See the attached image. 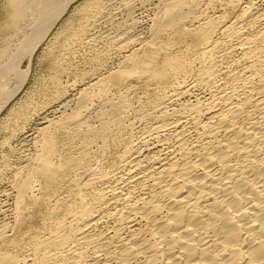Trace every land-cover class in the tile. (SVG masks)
I'll return each mask as SVG.
<instances>
[{"label":"bare ground","instance_id":"obj_1","mask_svg":"<svg viewBox=\"0 0 264 264\" xmlns=\"http://www.w3.org/2000/svg\"><path fill=\"white\" fill-rule=\"evenodd\" d=\"M73 1L1 0L0 113L23 88L33 55ZM101 1L86 5L84 12L98 14ZM161 1L163 9L145 47L126 56L127 66L106 79L99 77L81 93L84 101L101 95L110 81L119 84L137 75L170 83L171 91L144 112L151 120L144 136L122 151L114 171L90 175L84 183L73 181L61 217L40 227L41 236L26 245L25 252L0 249V264H264V0ZM203 5H218L223 13L215 22L209 17L186 30L184 24L195 19ZM186 42L183 52L168 53ZM110 109L118 112V107ZM102 111L97 130L81 129L86 121L78 110L54 125L75 126L73 135L81 147L76 157L62 153L60 140L48 126L37 131L33 166L12 179L18 203L36 179L49 184L60 169H82L86 151L111 140V130L120 129L119 115ZM2 229L0 238L7 228Z\"/></svg>","mask_w":264,"mask_h":264},{"label":"rangeland","instance_id":"obj_2","mask_svg":"<svg viewBox=\"0 0 264 264\" xmlns=\"http://www.w3.org/2000/svg\"><path fill=\"white\" fill-rule=\"evenodd\" d=\"M94 1L95 0L73 1V3L69 6L67 11L65 12V14L52 28L50 34H48V36L44 39V41L41 43V45L38 47L35 54L33 55L29 65L28 78L23 88L13 98V100L9 102V104L5 107V109L0 113V212H1L0 230L2 229L1 227H5L3 229L6 228L8 229V227H10L8 230L7 229L4 230L3 237L6 236L7 238L6 237H4V239L3 237L0 238V241L4 240L3 242L5 243V247H0V249L5 248V250L11 253H19L20 251H22V249L24 251L20 253L25 252V250L27 249L26 245H29L36 238L41 236L42 234L41 232L44 226L48 227L50 225L49 223L53 221L54 217L55 218L61 217L63 213V210L61 208L64 209V203H65L64 201L67 198V191H68L66 189H68L69 186H73L74 185L73 183L78 181L80 183L86 182L89 179L90 175H99L110 171L112 172L116 169L120 157L124 154L127 147H129V145H132V143L136 144V141H138L141 137L144 136L143 135L144 132L146 131L147 127H149L150 125L151 120L148 118H144V116L146 115L145 111L151 105L153 106L155 101H157L158 97H160L163 93L168 91L167 93H165L167 95L172 89L169 88L170 83L166 84V82H160V83L154 82L150 80L146 75H142V76L137 75L135 77L133 76L132 78L129 77L127 81L125 82L123 81L119 84H115L113 81H110L111 83L109 82L108 84L110 86L109 87L107 86L108 89L106 87V89L101 92V95L100 93L99 94L95 93L93 97L91 96L90 98L85 99L84 101L81 100L82 98L81 93L84 91V89L94 84L93 82L97 80H101L100 79L101 77L103 79L105 78V76L108 78L111 74L117 72L116 69L120 70L125 66H127L125 63V59L127 58L126 56L128 54L130 55L133 52V50L134 52L135 50L138 51V49L141 48L140 46H142V48L145 47V44L152 37V32L155 24L154 20H156V18L158 17L156 14L158 13L159 15L160 11H162L164 6L162 5L163 2L161 0L160 1L159 0H131V1L103 0L104 2L101 1V5H100L101 6L100 11L102 10L101 13L100 11L98 14L90 13L89 11H87L88 13H85L83 9L87 7L86 5L88 4L91 5L90 3H93ZM123 1L124 4H126V2H129L126 4V6L129 4L128 5L130 8L129 10L133 8L134 11L133 10L129 11L123 4ZM132 1H134V3ZM0 4H1V0H0ZM199 7L200 9L198 8V11H196L197 14L194 17L195 19L188 21L189 24L188 22L184 24V28L186 30L196 29L194 26H201L202 23L208 21L207 18L209 17H210L209 21L215 22L217 18L223 13L222 10H219L220 8L218 7V5H217L218 8L216 7V5L211 8H206L205 5ZM205 10L207 11V14ZM201 11L203 14L201 13ZM89 13L92 15H88ZM130 13L132 16L130 15ZM210 13L212 14V16ZM86 14L88 16H86ZM204 14H206L207 16L205 15L206 16L205 17ZM131 17H133L132 18L133 20L129 19ZM214 17L216 18V20H214L215 19ZM198 18H200V20ZM196 20L198 21L194 22ZM190 22L193 23L191 24ZM129 26L130 28H128ZM81 27L85 29L84 31L82 29V32L80 31ZM121 32H123V34H121ZM125 32L127 35L124 34ZM118 33L122 36L119 37L120 35ZM123 35L125 36L123 37ZM128 39L130 40L128 41ZM131 39L132 41L134 40L135 42L134 41L131 42ZM122 43L124 44L120 45ZM187 44L188 43L186 42V44H183L181 48L180 46L177 47L174 46L173 48H171L172 51L169 50L168 53L170 55H172L173 53L177 55L179 52L181 53V51L183 52L184 49H186L184 45L187 46ZM142 48L140 50H142ZM176 49H178L177 50L178 52L177 51L175 52ZM172 56H174V54ZM26 64L27 63L25 61V63L23 64V68H25ZM161 84L164 85L160 86ZM163 88L165 89V91ZM187 100L188 98H185L182 101L186 102ZM77 101H82V102H77ZM115 106L118 107V112L116 111L117 112L116 114H114V112H112V109H110L111 107L113 109L116 108ZM121 107L123 108L121 109ZM76 110L79 111L80 118L84 119V120L82 119V122L86 121L81 125L82 130H85L86 128L89 129L92 128L93 130L94 129L97 130L98 129L97 127H99L100 124L99 118L101 112L103 113L102 110H104V113L106 112V114L108 112L110 114L112 113V115L113 114L119 115L118 116L119 122L117 126H119L121 130L120 129L118 130V128L116 129L115 128L112 129V127L110 128V130L111 129L112 130L110 133L111 135L109 134V137L111 136L112 138L110 137L111 140L110 141L108 140L105 143L106 145L104 144L103 147L105 148L102 147L101 143L98 142L94 143L96 145L95 148L94 146H91L90 147L91 149L89 148L86 151L87 158L84 162L85 165H83L84 167H82V169L80 168V170L79 169L77 170L76 168L74 169L72 167H68L70 169L68 168H64L62 170L60 169L57 171L58 174L56 175V177H54L53 181L49 182V184L44 181L41 182V179H38V181H36L37 180L36 179L34 182H32L31 186H33V188H31V190L21 199L22 201H25L27 198H31V200L29 201L28 199L29 202L26 200L27 202L25 201V203L20 200L18 203L17 192L12 179H14L15 175L18 172L21 173L20 175L22 176L26 175L29 168L33 166V162L31 163V161H33V157L37 154L38 151L37 144L38 141L40 140L39 137L40 134L37 131H39V129L46 128L48 126L51 132L55 133L57 137V142L60 140L58 142L60 146L59 145L58 146L59 148L61 147L60 149L63 151L62 153H64L66 156L76 157V155L79 154L78 152H80L81 149L80 143L78 138H76L73 135V132L76 129L75 126L70 124V122L67 125L64 124V126H62L64 128L54 126L56 125V123L59 124L60 122L61 123L65 122L62 121L66 117L65 115L69 116L70 114H72L71 113L72 111H76ZM121 116L123 117L122 119H120ZM60 117H62V119ZM137 118L141 120L144 119L145 121L144 120L141 121ZM131 121L135 123L134 126H131L133 125ZM139 121L142 123H138ZM129 124L130 126H128ZM130 127H133L134 129ZM140 129L143 131L142 133ZM64 131L65 133H63ZM119 131L122 133H119ZM130 134H132L131 136H133L134 140L130 136ZM116 135H118V137ZM131 139L135 142H133ZM75 140L78 142H76ZM112 140H114V142ZM66 142L68 143L70 142V143L68 144ZM61 144L64 146H62ZM64 148L65 151L63 150ZM68 153H70L71 156ZM117 155L120 156L118 157ZM59 157L60 155L57 154L53 158L55 164L59 163L58 162ZM75 170L78 171L76 172L77 174L75 173ZM74 176L76 179H74ZM82 176L85 178H83ZM79 179H81L82 181ZM55 187L58 189H56ZM103 188L104 187L103 186L101 187V185L98 186V189L102 190ZM54 194L57 197H55ZM52 196H54L55 198L53 199ZM32 198H34L35 200ZM36 198L39 199L37 200ZM56 200L58 204L55 203ZM59 201H61L62 204ZM17 207L19 211H17L18 210L16 209ZM22 209L25 211H22ZM53 209L55 210L59 209V210L58 211L54 210L55 212H57L55 213ZM49 210L53 212L50 213ZM49 214L50 215L52 214L51 215L52 217L49 216ZM16 223H18L17 225L19 227L16 225ZM22 223L24 226H22ZM40 227L42 229H40ZM13 233L15 234V236ZM8 242L11 245H9ZM11 242L12 243L14 242L13 246ZM15 242L18 245H16ZM2 243L0 242L1 245Z\"/></svg>","mask_w":264,"mask_h":264}]
</instances>
